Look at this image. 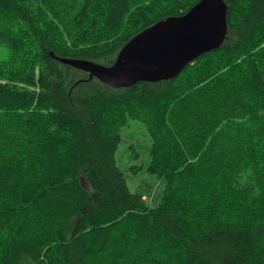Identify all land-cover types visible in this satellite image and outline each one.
Segmentation results:
<instances>
[{
    "label": "trees",
    "instance_id": "1",
    "mask_svg": "<svg viewBox=\"0 0 264 264\" xmlns=\"http://www.w3.org/2000/svg\"><path fill=\"white\" fill-rule=\"evenodd\" d=\"M198 1L0 0V264H264V0H224L222 46L173 80L109 88L56 58L109 66ZM129 120L151 203L117 164Z\"/></svg>",
    "mask_w": 264,
    "mask_h": 264
},
{
    "label": "water",
    "instance_id": "2",
    "mask_svg": "<svg viewBox=\"0 0 264 264\" xmlns=\"http://www.w3.org/2000/svg\"><path fill=\"white\" fill-rule=\"evenodd\" d=\"M228 9L229 2L224 0H199L185 14L167 17L136 34L109 66L56 58L109 88L173 80L195 59L222 46ZM81 183L86 185L83 179Z\"/></svg>",
    "mask_w": 264,
    "mask_h": 264
},
{
    "label": "rangeland",
    "instance_id": "3",
    "mask_svg": "<svg viewBox=\"0 0 264 264\" xmlns=\"http://www.w3.org/2000/svg\"><path fill=\"white\" fill-rule=\"evenodd\" d=\"M121 142L116 160L127 181L130 192L144 194L151 203L161 190V183L146 172L151 140L146 127L139 121L129 120L120 130Z\"/></svg>",
    "mask_w": 264,
    "mask_h": 264
}]
</instances>
